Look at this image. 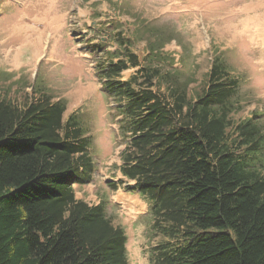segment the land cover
I'll return each instance as SVG.
<instances>
[{"label": "trees", "instance_id": "16d2710c", "mask_svg": "<svg viewBox=\"0 0 264 264\" xmlns=\"http://www.w3.org/2000/svg\"><path fill=\"white\" fill-rule=\"evenodd\" d=\"M136 39L113 21L92 43L127 134L121 181L149 197L165 238L151 263L264 264L261 114L234 120L240 80L219 54L191 94L158 64L162 46L142 56ZM32 92L0 96V264H129L105 202L76 196L96 168L88 129L64 99Z\"/></svg>", "mask_w": 264, "mask_h": 264}, {"label": "rangeland", "instance_id": "374dc122", "mask_svg": "<svg viewBox=\"0 0 264 264\" xmlns=\"http://www.w3.org/2000/svg\"><path fill=\"white\" fill-rule=\"evenodd\" d=\"M113 21L137 32L142 56L159 43L158 64L191 94L219 54L240 80L234 120L257 113L264 123V0H0V96L23 101L43 90L66 101L65 116L79 115L96 168L91 182L74 185L76 196L105 202L127 233L129 264H152L150 249L165 238L153 236L149 197L127 187L119 170L127 134L95 69L92 42Z\"/></svg>", "mask_w": 264, "mask_h": 264}]
</instances>
